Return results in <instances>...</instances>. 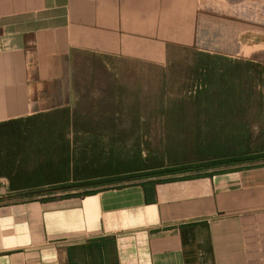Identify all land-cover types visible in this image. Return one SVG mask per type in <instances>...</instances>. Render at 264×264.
Wrapping results in <instances>:
<instances>
[{"label":"crops","instance_id":"1","mask_svg":"<svg viewBox=\"0 0 264 264\" xmlns=\"http://www.w3.org/2000/svg\"><path fill=\"white\" fill-rule=\"evenodd\" d=\"M174 47L264 66V0H0V123L69 108L79 53ZM0 264H264V165L1 201Z\"/></svg>","mask_w":264,"mask_h":264},{"label":"rangeland","instance_id":"2","mask_svg":"<svg viewBox=\"0 0 264 264\" xmlns=\"http://www.w3.org/2000/svg\"><path fill=\"white\" fill-rule=\"evenodd\" d=\"M204 89H211L213 94H200ZM72 93L73 102L69 107L72 115L86 119L93 127L97 126L94 123L101 124L104 139L114 142L116 159L126 161L127 170L136 169L143 174L162 172L176 165L201 161L225 144L234 145L240 155L259 157L184 175L160 173L152 181L264 165L262 65L218 56L210 58L181 47L170 50L162 66L79 53L73 63ZM3 134L1 131V138ZM10 146L0 141V161L11 155ZM19 169L15 167L12 176ZM11 173L0 163V197H5L0 202L44 200L67 194L57 191L43 196L36 191L11 192L7 177ZM142 182L123 181L114 186ZM111 187L72 193L81 195ZM47 189L50 187L42 190Z\"/></svg>","mask_w":264,"mask_h":264},{"label":"trees","instance_id":"3","mask_svg":"<svg viewBox=\"0 0 264 264\" xmlns=\"http://www.w3.org/2000/svg\"><path fill=\"white\" fill-rule=\"evenodd\" d=\"M206 56L212 58L210 55ZM200 94L207 96L213 93L211 89H204ZM72 114L69 108H65L0 123V132L4 133L0 141L11 144L8 148L11 155L0 161L5 169L12 172L10 176L6 175L10 180L11 192L36 191L37 194L45 196L59 191L67 193L64 197H71L75 191L111 187L123 181L136 180L143 181L141 184L145 187L159 183L151 179L160 173L170 176L184 175L259 158L240 155L235 151L234 145L225 144L212 150L201 161L176 165L162 172L138 173L136 169L127 170L126 161L116 159V146L113 141L104 139L101 124L94 123L97 126L93 127L86 119L74 117ZM15 167L20 169L12 176ZM183 178L191 177L187 175ZM47 186L50 189L43 191ZM96 191L81 195L94 194Z\"/></svg>","mask_w":264,"mask_h":264}]
</instances>
